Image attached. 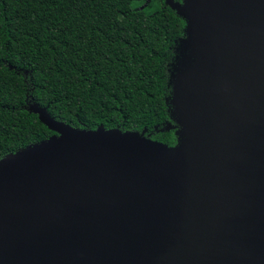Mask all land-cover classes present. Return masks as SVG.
<instances>
[{
  "label": "water",
  "instance_id": "water-1",
  "mask_svg": "<svg viewBox=\"0 0 264 264\" xmlns=\"http://www.w3.org/2000/svg\"><path fill=\"white\" fill-rule=\"evenodd\" d=\"M175 9L177 146L41 117L56 134L0 160V264H264V0Z\"/></svg>",
  "mask_w": 264,
  "mask_h": 264
},
{
  "label": "trees",
  "instance_id": "trees-1",
  "mask_svg": "<svg viewBox=\"0 0 264 264\" xmlns=\"http://www.w3.org/2000/svg\"><path fill=\"white\" fill-rule=\"evenodd\" d=\"M183 0H0V160L70 128L137 132L166 149L177 78L193 69Z\"/></svg>",
  "mask_w": 264,
  "mask_h": 264
},
{
  "label": "bare ground",
  "instance_id": "bare-ground-1",
  "mask_svg": "<svg viewBox=\"0 0 264 264\" xmlns=\"http://www.w3.org/2000/svg\"><path fill=\"white\" fill-rule=\"evenodd\" d=\"M204 48H205V51L203 53V61H202V68H203V73H205V68H209V64H210V54L207 50V46L206 44L204 43ZM184 119H185V122L191 127V123L193 122V118H192V115L190 114V112L187 110L186 112H184ZM192 129V127H191ZM194 130V129H193ZM206 152H207V155L209 157H212L215 154L214 150L212 148H210L209 146H206ZM191 151L189 150L187 155L186 156H190L191 155ZM209 172H211V174L214 176V173L212 171L213 168L205 165L204 166Z\"/></svg>",
  "mask_w": 264,
  "mask_h": 264
},
{
  "label": "rangeland",
  "instance_id": "rangeland-1",
  "mask_svg": "<svg viewBox=\"0 0 264 264\" xmlns=\"http://www.w3.org/2000/svg\"><path fill=\"white\" fill-rule=\"evenodd\" d=\"M191 31H193L191 28H185L184 30V34H189ZM167 104H168V116L171 119H176L177 118V113L180 110V105L177 101H175L174 99L170 98L167 100ZM133 138H138L137 133H133L131 134ZM179 136V140L183 141L186 138L185 133L183 132H179L178 133Z\"/></svg>",
  "mask_w": 264,
  "mask_h": 264
}]
</instances>
